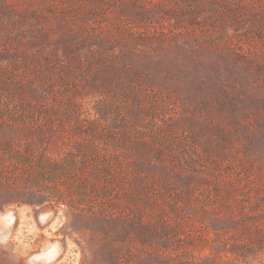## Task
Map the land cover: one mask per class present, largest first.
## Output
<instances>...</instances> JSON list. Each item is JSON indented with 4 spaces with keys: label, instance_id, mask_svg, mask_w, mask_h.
<instances>
[{
    "label": "rangeland",
    "instance_id": "1",
    "mask_svg": "<svg viewBox=\"0 0 264 264\" xmlns=\"http://www.w3.org/2000/svg\"><path fill=\"white\" fill-rule=\"evenodd\" d=\"M8 212L0 264H264V0H0Z\"/></svg>",
    "mask_w": 264,
    "mask_h": 264
},
{
    "label": "bare ground",
    "instance_id": "2",
    "mask_svg": "<svg viewBox=\"0 0 264 264\" xmlns=\"http://www.w3.org/2000/svg\"><path fill=\"white\" fill-rule=\"evenodd\" d=\"M14 223V215L11 212L6 213L5 215L0 216V229L3 230L4 232V237L5 238L6 234L10 231L11 226ZM57 248L56 246L52 247L50 250L46 251L40 256H37L36 258L45 261V263H49L54 260L57 254Z\"/></svg>",
    "mask_w": 264,
    "mask_h": 264
},
{
    "label": "flooded vegetation",
    "instance_id": "3",
    "mask_svg": "<svg viewBox=\"0 0 264 264\" xmlns=\"http://www.w3.org/2000/svg\"><path fill=\"white\" fill-rule=\"evenodd\" d=\"M3 237H4V232L2 229H0V239H2ZM57 253H58V251H57ZM56 256H57V254H56ZM38 260H40V259H38ZM41 261H43V260H41ZM43 262H45V261H43Z\"/></svg>",
    "mask_w": 264,
    "mask_h": 264
},
{
    "label": "trees",
    "instance_id": "4",
    "mask_svg": "<svg viewBox=\"0 0 264 264\" xmlns=\"http://www.w3.org/2000/svg\"><path fill=\"white\" fill-rule=\"evenodd\" d=\"M28 165L30 166V163H28Z\"/></svg>",
    "mask_w": 264,
    "mask_h": 264
}]
</instances>
